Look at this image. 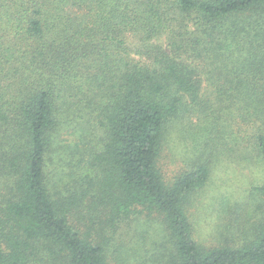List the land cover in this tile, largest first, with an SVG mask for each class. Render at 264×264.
<instances>
[{"label": "trees", "instance_id": "trees-1", "mask_svg": "<svg viewBox=\"0 0 264 264\" xmlns=\"http://www.w3.org/2000/svg\"><path fill=\"white\" fill-rule=\"evenodd\" d=\"M210 187L264 206V0H0V264H264Z\"/></svg>", "mask_w": 264, "mask_h": 264}, {"label": "rangeland", "instance_id": "rangeland-1", "mask_svg": "<svg viewBox=\"0 0 264 264\" xmlns=\"http://www.w3.org/2000/svg\"><path fill=\"white\" fill-rule=\"evenodd\" d=\"M176 136H178V134ZM178 141L180 140L178 139ZM180 152L178 151V154H180ZM172 166L175 165L168 161L167 170H169ZM218 172H220V170ZM216 178L217 175L215 174L214 179ZM214 194L215 189H213V187H210L205 192L200 193L198 200H195L193 202L188 211L191 214L190 220L192 222L193 220L196 221L193 224L196 240L204 244H209L210 242L222 243L223 239H228L227 242H233L234 240L232 234L241 235L242 231H244V233L247 232V230L243 229L247 228L248 224L251 223L255 218H258L262 212V209L264 208L261 199L259 200L257 198H254L252 200V203L258 202V205L256 208L252 209L250 213H248L250 210L249 207L245 211V213L241 210L235 213L232 212V214L226 213L225 215H222L218 212V207L216 206L218 203L213 197ZM242 196L243 194H240L237 199L241 201ZM248 200V198L245 199V201ZM241 222L245 223L242 227H239V224ZM138 231L139 229L137 227L135 232L134 230L129 232L127 230L123 231L121 234L124 235V242H128L129 244H134V242H141ZM128 236H130L129 240ZM153 240H158V237H156L155 234H153L151 231V237L147 242H152ZM234 243L238 244L240 242ZM111 255V250L109 249L107 258L110 259L112 257ZM111 264L114 263L112 262Z\"/></svg>", "mask_w": 264, "mask_h": 264}]
</instances>
